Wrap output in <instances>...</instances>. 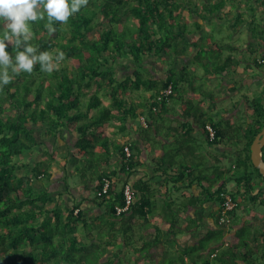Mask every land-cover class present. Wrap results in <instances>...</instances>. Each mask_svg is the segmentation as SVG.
I'll use <instances>...</instances> for the list:
<instances>
[{
	"label": "trees",
	"instance_id": "16d2710c",
	"mask_svg": "<svg viewBox=\"0 0 264 264\" xmlns=\"http://www.w3.org/2000/svg\"><path fill=\"white\" fill-rule=\"evenodd\" d=\"M227 1L234 3L233 6L242 1L247 4L252 20L240 11L235 14V21L250 19L252 23H247L256 37L255 12L259 9L264 15V6L248 4L250 0H89L87 7L67 24L53 22L55 33L45 27L46 14L45 20L31 23L35 33L30 41L32 46L54 57L63 52L65 59L51 74L42 72L39 64L31 74H12V82L0 90V264H112L118 256L119 262L126 261L129 253L136 264H143L142 258L148 256L145 251L153 244L144 240L143 229L158 227L147 218L151 201L143 195L139 200L134 199L127 211L117 213L116 206L125 203L124 186L129 183L127 178H121L122 172L127 174L138 163L132 143L114 139L103 131L107 123L120 121V131L126 132L129 118L147 117L146 114L161 116L171 101L184 99L182 91L186 87L197 89L190 66L176 68V55L188 53L192 44L199 45L190 34L202 28L204 22L216 17L224 19V13L233 12L226 9L223 15L220 13ZM257 1L264 5V0ZM2 32L3 22H0V35ZM204 38H212L211 33ZM205 39L202 43H207ZM200 46L203 51L209 48L205 44ZM215 46L218 53L225 48L230 51L236 48L231 43ZM6 50L14 59L13 45L9 44ZM254 50L252 43L249 52ZM148 57L166 63L167 75L157 76L145 68ZM224 60L216 66V72L227 70L231 61L236 69L240 62L232 53ZM205 62L203 59L204 65L209 60ZM252 62L260 66L264 57L255 56ZM248 63L251 65V61ZM119 66L132 70L121 75ZM170 84L172 92L159 98L162 89ZM247 102L252 117L245 122L234 124L210 116L202 124L205 129L207 124L215 127L214 137L206 129L212 144L234 148L232 167L236 171L232 169L231 176L246 203L250 200L264 204V175L251 158V144L264 127V95L249 98ZM184 104L186 113H191ZM189 104L195 103L190 100ZM195 110L202 117L208 114L201 106ZM150 125L147 119L146 126ZM64 130L79 134L72 156L80 161L76 169L82 180L94 182V194L89 200L102 209L103 217L91 215L83 201L61 206L59 197L49 189L53 174L50 165L46 166L43 159L35 161L33 150L43 143V137L58 136ZM127 144L131 155L125 151ZM115 148L120 152L117 164L113 159ZM28 167L31 168L21 173ZM106 180L109 185L105 189ZM225 184L213 191L206 187L219 205L217 228L201 242L202 247L209 249L208 256L200 262L191 261L193 264H260L263 261H255L253 254L264 260V229L249 232V226H256L251 219L220 222V192L227 189ZM134 187L142 193L149 188L146 183ZM232 195L236 206L231 219L237 215L241 203L234 192ZM177 222L172 221V228ZM231 223L234 232L229 241L227 229ZM100 227L103 230L93 232ZM172 232L171 229L169 233ZM213 241L216 243L210 246ZM222 245L225 250L214 251ZM131 248L136 255L132 251L124 255ZM193 252L189 253L191 258L195 257ZM184 254L180 255L182 259ZM105 256L109 258L102 261ZM211 258L217 262L212 263ZM172 259L177 261L175 257Z\"/></svg>",
	"mask_w": 264,
	"mask_h": 264
},
{
	"label": "crops",
	"instance_id": "0c3cea01",
	"mask_svg": "<svg viewBox=\"0 0 264 264\" xmlns=\"http://www.w3.org/2000/svg\"><path fill=\"white\" fill-rule=\"evenodd\" d=\"M215 19L223 20L218 17ZM212 20L214 19L210 18L204 22L202 28L196 29L190 34V38L198 40L199 45L192 44L188 48V53L177 54L175 58L176 68H182L187 64L193 72V61L198 57L203 58L206 62L208 60L211 61L210 58H207V55H204L207 50L203 51L200 45L204 42V37L207 34L213 33L209 29V22H212ZM211 37H213V34ZM253 38L255 49L259 48L264 53V40L262 37L258 35ZM206 41H212V38L206 39ZM212 43L215 42L212 41L209 45ZM252 43L250 42L246 46L247 48L242 47V49L245 48L250 51V44ZM201 53L204 54L202 55ZM263 53L259 59L264 57ZM246 60L249 61L247 58ZM145 61V68L149 69L151 73L157 76L167 75L166 69L168 65L161 62L157 57H148L145 58ZM233 65V70L231 71L229 68L219 71L226 75V83L231 84L235 79H240L244 83L249 82L250 80L247 79L248 72L240 71L237 66L235 69ZM247 65L250 67L249 64ZM193 76L197 77L196 73ZM263 80L264 78L260 82ZM193 82L196 87V79H193ZM231 91L236 93L239 90L237 86L231 85ZM204 92L206 93L205 90ZM184 94L200 98L197 94V89H193L190 86L184 89ZM248 97V95L245 96L244 103H241L242 105L240 106L236 105L240 102L238 100L226 106L227 110L225 112H215V114L208 112L205 117L194 114V112L186 113L183 110L182 102L180 104L177 103V101L182 100H177L175 102L171 101L169 109L161 116L146 114L147 117L129 118L126 132L120 131L118 126L120 121L106 124L103 133L109 134L114 139L120 138L132 143L136 155L137 166L133 170H129L127 174L120 171L122 172L121 178H127L129 184L133 187L142 186L144 183L149 187L144 193L137 189L135 198V200H139L143 195L149 197L152 207L149 208L147 218L158 225V227L149 226L143 229L144 240L153 242L145 251L148 256L142 258L143 264H161L162 262L179 264L170 257L174 252L179 255L185 253L184 264H191V261H189L191 260L190 251L195 252V257L192 258V261H195L194 263L200 262L208 256L209 249L202 247L201 242L211 230L217 228L216 212L219 209V205L215 199L210 197L207 188L210 189L211 187L212 191L217 188L219 185L216 184L217 180L215 178L217 162L218 165L222 164L225 158L232 162L234 148L224 144H212L202 123L206 117L210 116L214 119H221L224 122L230 121L234 124L247 121L240 118L242 111L248 115L251 112L247 102V99L250 98ZM200 99L205 103L207 102L205 98ZM208 106L211 107L210 105ZM214 106L216 109L217 104ZM202 108L205 110L204 107ZM237 116L239 121L234 120ZM142 117L146 121L148 119L151 125L147 127ZM78 138V132L68 130L62 131L58 136L45 135L43 143L33 150L35 153L33 156H35V161L43 159L46 161V166L50 165L53 174L49 181V189L54 195L59 197L58 202L61 206L72 204L77 200L83 201V206L90 209L91 215L103 217L102 209L89 200L90 196L94 194L92 189L94 182L89 180L78 183L76 186L70 184V176L72 174L78 175L76 166L80 161L72 156ZM216 147L222 152V155L216 154ZM51 158L52 160H50ZM119 158L120 152L115 148L113 158L116 161L115 164L118 163ZM30 168H25L21 173L26 172ZM255 192L257 190L251 192V195L255 194ZM245 200L247 201L246 198ZM251 202L248 200L247 203L251 204ZM53 204H56V202ZM248 219H251L256 225L259 224L261 228L264 227V222L258 223L254 221L259 219L254 213L246 214L243 217V221ZM173 220L178 222L172 228ZM171 229L174 232L169 233ZM157 237H159L158 240L156 239ZM215 243V241L211 242L210 246H214ZM131 249H127L128 251H125L124 255L128 254L129 251L133 253L134 250L133 248ZM134 255H136V252H134ZM108 258L109 256H105L102 261ZM112 264H119V256L112 261Z\"/></svg>",
	"mask_w": 264,
	"mask_h": 264
},
{
	"label": "rangeland",
	"instance_id": "374dc122",
	"mask_svg": "<svg viewBox=\"0 0 264 264\" xmlns=\"http://www.w3.org/2000/svg\"><path fill=\"white\" fill-rule=\"evenodd\" d=\"M197 1L203 2V0H197ZM247 3L257 6V7L264 6L260 4L257 0H250ZM232 4L234 3L227 1L226 7L223 8L220 11V13L223 15L226 9L227 11L232 9L233 12H229L227 14L224 13V19L222 21L214 19L212 20V22H209V29L211 30V32H213L212 41L215 42V44L221 43L227 46V44L231 43V44H235L236 48H234L232 51H230V49L228 48H225L221 53L220 52L218 53V51L216 50L215 44L211 46L209 45V43H211L212 41H206L205 39L207 43H201V45L205 44V46L207 47L209 46V48L207 49V53H206L207 58L211 59V61H209L208 64L206 63V65L209 67V71L207 70L208 68H206L207 66L204 65L203 59L201 58L195 59L193 61L194 63L192 64V67H194V71L192 73L193 74L196 73V76H197L193 78V79H196L197 94L199 95L200 98H205L207 102L205 103L204 101H202V99L196 96H190V94L185 95L182 101H177L178 104H180L181 102L182 104L185 103L184 105L188 108V110L191 112H194L195 114L196 113L198 114V112L195 110L196 106L197 107L202 106L210 114L211 113L215 114V112H219V113L225 112L227 110L226 106L230 105L232 102L239 100L240 102H238L236 105H239V106L242 105L241 103H244V99L246 95H248L250 98H255V97L264 95V92H263L264 91V80L260 82V80L264 78V63L261 64L260 66H256L253 62H251L250 63L251 65L249 67L247 65L249 63L246 60L247 58L249 61H252V59L255 58V56L260 58L263 52L259 48H256L254 50V53H250L245 48L242 49V47H246L250 42L254 43V40H253L254 38L251 36L249 23H247L248 21L251 22L252 16L250 17V15H252V13L248 11L247 4L244 3V1H242L240 4H237L236 6H233ZM240 11H243L246 18L247 19L250 18L251 20L249 19L246 22L237 23V21H235L236 19L235 14L239 13ZM255 15H256V18L254 19L255 20L254 25H255L256 36L259 35L260 37H263L264 36V15L262 14V10H259V9L256 10ZM229 53H232L234 58L240 59L239 64L237 63L239 66L237 67L242 72H248L247 79L250 80L249 82L244 83V82H241L242 80L240 81V79H237V80L235 79L233 80L231 84L230 83L227 84L225 81L226 75L222 74L221 72H216V66H218L222 60L226 59ZM234 62H236L235 59H234ZM232 63L233 61H231V63L229 62L228 64L229 65L228 68L230 71L233 70ZM118 69L120 70L121 75L131 70L130 67L128 66L126 67L120 66ZM231 85H235V87L237 86L239 91L236 93L232 92ZM203 89L207 92L205 93ZM182 92H184V90ZM210 93H213L216 99H214ZM190 100L192 103H195V104H189ZM215 104H217L216 109L214 106ZM190 105H192V108H189ZM208 105H210L211 107H209ZM183 110L185 111L186 108H183ZM248 116L252 117L251 112L248 115L242 111L240 119L248 120L249 119ZM234 120L239 121L238 116L235 117ZM216 154H218L219 156L222 155V152L217 147H216ZM223 160L224 161H222V164H219L220 166L219 165L216 166V170H215V175H216L215 178L217 180L216 184L220 185L222 183H226L225 185H226L227 190L231 193L234 192L238 196V201L241 202L240 206L237 208V215L232 217L230 221L232 223L242 222L243 217L246 214L254 213L256 217L259 218V219H255L254 221H257L258 223H262V221L264 222V204L263 203L258 204V203H253V202H251V204L246 203L245 198L242 197L243 194L240 193L238 190L239 189L238 183L236 182V180L232 179V176H231V170L233 169L232 171H236V169L232 167V162H230V160H228L227 158ZM44 182H46V179ZM82 182L84 181L82 180L81 176H78L77 174H72L70 176V184H72V186L73 185L76 186L78 185V183L80 184ZM258 184H260L259 181H257V185ZM232 223L229 224V228L227 229L228 231L227 238L229 241L231 240L233 236V232H234ZM251 226L247 228L249 232L250 231L256 232L260 230L261 228L259 224H257L256 226H252V227ZM102 228L100 227L99 229H94L93 232H95L96 230L101 231L103 230ZM261 229H264V227ZM225 249L226 247L222 245L221 247L216 248L214 251L219 252L220 250H225ZM177 254L178 253L174 252L170 257L171 258L175 257L177 259V263L184 264L185 263L184 259H182V257L179 254L178 255ZM253 256L255 258V261L257 262L258 260L260 262L264 261L262 260V257H258L257 255H254V254ZM204 259L205 258H203L201 261H203ZM211 261L212 263L217 262L215 258H211ZM190 263L192 264V261ZM119 264H136V262L133 260V258L131 257L129 253L128 259L126 261L119 262ZM161 264H167V263L162 262Z\"/></svg>",
	"mask_w": 264,
	"mask_h": 264
},
{
	"label": "clouds",
	"instance_id": "9594fccd",
	"mask_svg": "<svg viewBox=\"0 0 264 264\" xmlns=\"http://www.w3.org/2000/svg\"><path fill=\"white\" fill-rule=\"evenodd\" d=\"M88 3L89 0H0V22H3L0 35V90L12 82V74H31L37 64L42 72L51 74L65 59L63 52L54 57L50 52H39L37 47L32 46L30 41L35 36L32 22L45 20L46 14L45 27L50 33H55L53 22L67 24ZM9 44L16 50L14 59L6 50Z\"/></svg>",
	"mask_w": 264,
	"mask_h": 264
},
{
	"label": "built area",
	"instance_id": "2783aa9c",
	"mask_svg": "<svg viewBox=\"0 0 264 264\" xmlns=\"http://www.w3.org/2000/svg\"><path fill=\"white\" fill-rule=\"evenodd\" d=\"M172 84H170L168 87L162 89L159 98H162L164 96L169 95L172 92ZM143 122L145 125H147V121L142 117ZM206 129L210 135V137H214L216 134V129L212 124H207ZM125 151L127 155H131L132 151L130 146L127 144L125 146ZM109 185V180H106L105 183V189ZM136 191L134 190L133 186L129 183H127L124 186V197H125V203L123 205H117L116 211L118 214L122 213L123 211H127L130 206L132 205L134 199H135ZM221 200H220V222H229L231 217V211L236 206V200L231 192H229L227 189L221 190L220 192ZM216 253H213L212 255H215Z\"/></svg>",
	"mask_w": 264,
	"mask_h": 264
},
{
	"label": "water",
	"instance_id": "95a60500",
	"mask_svg": "<svg viewBox=\"0 0 264 264\" xmlns=\"http://www.w3.org/2000/svg\"><path fill=\"white\" fill-rule=\"evenodd\" d=\"M264 127L262 130L255 136L251 144V158L253 164L260 169V172L264 175ZM260 264H264V261Z\"/></svg>",
	"mask_w": 264,
	"mask_h": 264
}]
</instances>
